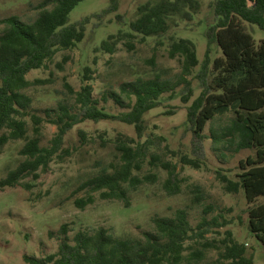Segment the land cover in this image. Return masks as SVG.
Masks as SVG:
<instances>
[{"label": "trees", "instance_id": "1", "mask_svg": "<svg viewBox=\"0 0 264 264\" xmlns=\"http://www.w3.org/2000/svg\"><path fill=\"white\" fill-rule=\"evenodd\" d=\"M82 0H42L37 16L24 21L17 15L0 20L5 26L0 32V150L10 141L24 140L19 150L22 160L0 179V189L20 185L29 190L31 185L23 180L40 177L55 159L63 160L70 155L64 147L67 133L76 125L92 120L118 121L133 126L136 138L119 135L115 138L117 160L85 181L78 190L87 195L76 198L75 204L84 209L93 203V193L99 192L103 199H118L128 205V191L135 190L156 176L143 178L134 174L143 167L149 139L141 142L146 131V114L161 106L163 96L173 98L181 86L179 96L187 106V128L191 132L193 157L182 156V163L194 168L205 160L206 139L212 140V150L221 159L226 152L253 150L254 154L240 160L235 178L221 171L217 175L228 193L243 192L246 199L248 229L264 245V37L255 39L248 24L256 25L264 32V0H212V19L207 21L205 36L207 48L200 62L194 41L184 37H170L168 55L179 58L181 72L175 82L155 78H138L120 84L119 92H108L116 105L124 110L112 111L99 105L93 96L90 67L83 70L84 85L75 91L65 84L67 92L74 97L73 103L59 102L56 108H46L44 115L32 112L33 98L25 92L34 81L27 78L33 69L46 65L57 52L73 49L86 35V26L98 14L86 16L69 23V13ZM201 8V0H154L137 8L138 16L128 23L127 29H119L100 44V49L114 53L123 42L133 49L134 39L162 37L179 21H192ZM118 0H110L103 13L115 12ZM116 18L122 21V16ZM219 56L213 57L212 46ZM197 69V70H195ZM198 82L199 92L195 96ZM228 116L215 128L216 120ZM27 117L31 120L28 126ZM44 123L56 126V132L47 144H42ZM211 125L210 136L205 129ZM31 132V134H30ZM83 135V134H81ZM159 162V163H158ZM152 165L167 172L164 189L168 194L181 190L177 167L170 162L153 157ZM204 210L201 220L193 226L186 209L178 208L172 216L155 215L153 230H145L140 236H115L100 226L92 230L81 229L72 237L63 224L56 252L44 256L24 255L25 264H198L210 249H218L226 264H253L252 255L247 256L246 245L236 241L227 231L222 246L205 239V235L224 227L229 222L219 220L221 215L207 218L211 210ZM200 238V239H195ZM195 239V240H194ZM193 241L194 245L187 244ZM190 251L188 255L186 251Z\"/></svg>", "mask_w": 264, "mask_h": 264}, {"label": "rangeland", "instance_id": "2", "mask_svg": "<svg viewBox=\"0 0 264 264\" xmlns=\"http://www.w3.org/2000/svg\"><path fill=\"white\" fill-rule=\"evenodd\" d=\"M41 1L0 0V20L17 15L24 21H30L37 16V6ZM148 1L154 0H118L117 11L109 13L103 11L109 7L110 0L80 1L69 13V23L94 14L99 17L90 19L85 38L73 49L57 52L44 67L33 69L27 74V78L34 81L25 90L33 98L32 112L44 115L46 108H56L59 102L73 103L74 97L67 92L65 84L75 91L80 90L85 82L83 70L86 66L93 71L92 79L86 82L92 84L93 96L99 105L112 111L124 110L111 98L104 100L108 92H119L121 83L157 76L171 82L178 79L181 61L178 57L170 58L168 55L170 37L194 41L197 56L202 62L207 48V21L212 19V0H201L200 11L192 21L177 20L179 25L171 26L162 37L150 36L145 40L137 37L132 42L133 49L121 42L114 53L99 48L110 34L127 29L128 23L138 16V6ZM117 14L122 16V21L116 18ZM4 26L0 23V32ZM248 29L255 39L264 37V32L256 25L248 24ZM212 55H220L214 45ZM193 84L197 88L196 96L199 92L196 79H193ZM181 88H176L177 94L173 98H169L168 93L164 95L161 106L145 116L147 128L140 141L149 139L151 144L146 151L142 169L134 174L140 178L152 174L156 179L145 181L135 190L130 189L128 205L118 199H103L99 192L93 193L94 202L84 209L75 204L76 198L87 195L86 191L78 190L79 185L117 160L115 138L119 135L136 138L133 126L112 120H86L74 126L67 133L64 143L70 155L63 160H53L46 171L40 172L39 178L26 177L23 181L31 185L29 190L20 185L0 189V264H25L24 255L40 257L56 252L59 230L63 224L67 225L70 237L78 230H92L100 226L109 229L115 236H140L143 231L154 229L152 218L155 215L172 216L176 209L184 208L190 222L196 226L208 207L212 208L207 213L208 219L221 215L219 220L224 218L229 223L212 229L205 239L222 246V242L227 239V231H230L236 241L246 245V255H252L253 264H264V245L248 229L247 203L243 192L228 193L217 175L221 171L235 178L239 161L254 152L249 149L235 153L227 151L226 157L221 159L212 150V140L209 138L205 141L206 154L202 166L194 168L183 164L182 156L193 157V154L191 132L186 121L187 106L191 101L182 102L179 96ZM227 117L216 120L214 127L218 128ZM27 122L31 127L29 117ZM210 128L209 124L205 129L207 136H210ZM55 132V125L44 123L42 144H47ZM24 142L10 141L0 150V179L23 159L19 150ZM153 157L176 165L181 180L179 193L171 195L166 192L163 183L167 172L151 164ZM187 244L194 245L193 241ZM188 262L185 260L182 264H192ZM224 262L218 249H210L198 264H226Z\"/></svg>", "mask_w": 264, "mask_h": 264}]
</instances>
